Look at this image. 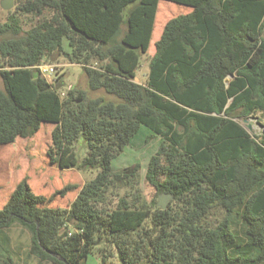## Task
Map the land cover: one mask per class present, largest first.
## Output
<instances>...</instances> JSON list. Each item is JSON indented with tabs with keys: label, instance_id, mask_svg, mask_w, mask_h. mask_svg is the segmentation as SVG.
<instances>
[{
	"label": "trees",
	"instance_id": "obj_1",
	"mask_svg": "<svg viewBox=\"0 0 264 264\" xmlns=\"http://www.w3.org/2000/svg\"><path fill=\"white\" fill-rule=\"evenodd\" d=\"M160 1L17 0L14 12L36 21L23 29L13 13L0 24V147L54 124L49 163L96 171L68 207L50 203L75 185L45 196L21 177L0 208V264H14L5 230L15 222L28 254L50 264L93 252L101 263L264 264V128L251 135L236 121L264 113V0H165L188 11L163 24L138 82L171 11ZM61 54L86 89L42 75ZM142 125L161 139L145 180L171 195L164 209L134 189L137 164L112 166ZM117 183L130 190L112 202Z\"/></svg>",
	"mask_w": 264,
	"mask_h": 264
},
{
	"label": "rangeland",
	"instance_id": "obj_2",
	"mask_svg": "<svg viewBox=\"0 0 264 264\" xmlns=\"http://www.w3.org/2000/svg\"><path fill=\"white\" fill-rule=\"evenodd\" d=\"M16 2L17 0H13V6L9 10L3 9L0 4V24L7 20L8 15L14 13L22 28L28 29L36 19L31 20V16L14 12ZM159 3H161L160 8L164 4H168L171 11L169 10L170 13L162 19V26L156 23L153 28L147 54L142 56L141 65L137 71L138 78L136 81L138 82H143L145 79V74L148 71V61L154 53V43L161 34L163 24L170 17L188 11L184 6L169 1L161 0ZM159 12H162V9H159ZM62 48L64 51H68L66 40H63ZM52 61L50 64L56 66L55 72L61 76L60 81L62 84L59 83V88L62 87L63 91L73 86L86 89V77L80 65L69 63L63 54L56 56ZM46 74L50 76L53 82L55 75L49 74L48 72ZM2 87L3 84L0 78V89ZM236 121L251 135H258L261 133L262 127H264V113L257 111L248 116H240L236 118ZM53 127L54 124H43L32 138L18 139L13 146L0 147V167H4L10 176H15L16 178H21L26 175L33 192L36 194L50 196L64 186L69 184L75 185L76 187L74 189L67 191L65 195H57L50 203L53 207H68L75 199L80 188L95 175L96 171H79L74 168L60 170L55 165L49 163L46 150L51 142V131ZM149 135L150 131L145 126H140L138 132L131 138L128 145L112 161V166L114 170H120L126 167L132 169L137 164L138 170L133 179L135 184L134 189L140 192L146 202L152 199H156L157 202L159 195L162 193L157 194L155 189L145 180V171L150 157L159 148L161 139L158 136L150 137ZM76 148L81 158L85 153L84 145L79 143ZM119 185L117 183L116 188L110 187L107 190V195L109 194L108 196L112 202H116L117 198L130 190L125 186L117 188ZM170 201L171 198H168L167 205ZM5 236L8 238L12 249L11 257L13 258L14 264H50L28 254L29 232L18 222H15L5 230ZM105 260L104 263H101L99 255L93 252L86 257L83 264H123L115 255L106 257Z\"/></svg>",
	"mask_w": 264,
	"mask_h": 264
},
{
	"label": "crops",
	"instance_id": "obj_3",
	"mask_svg": "<svg viewBox=\"0 0 264 264\" xmlns=\"http://www.w3.org/2000/svg\"><path fill=\"white\" fill-rule=\"evenodd\" d=\"M21 139V138H19ZM18 140H16L17 142ZM15 142V144H16ZM20 178L10 176L4 167H0V208L4 205L10 192L14 189L15 185Z\"/></svg>",
	"mask_w": 264,
	"mask_h": 264
},
{
	"label": "water",
	"instance_id": "obj_4",
	"mask_svg": "<svg viewBox=\"0 0 264 264\" xmlns=\"http://www.w3.org/2000/svg\"><path fill=\"white\" fill-rule=\"evenodd\" d=\"M0 4H1V7L3 9L9 10L13 6V0H2ZM57 88H59L58 85L56 86V89ZM263 128L264 127H262V130H263ZM168 198H171L170 194L162 193L161 195H159L158 201H157V206L162 208V209L166 208Z\"/></svg>",
	"mask_w": 264,
	"mask_h": 264
},
{
	"label": "built area",
	"instance_id": "obj_5",
	"mask_svg": "<svg viewBox=\"0 0 264 264\" xmlns=\"http://www.w3.org/2000/svg\"><path fill=\"white\" fill-rule=\"evenodd\" d=\"M39 70L41 71L42 75L47 78V80L51 81V78L49 75L46 74L48 72L49 74H55L56 66L50 64V63H41L37 66Z\"/></svg>",
	"mask_w": 264,
	"mask_h": 264
}]
</instances>
